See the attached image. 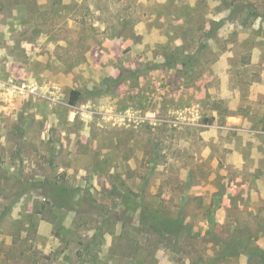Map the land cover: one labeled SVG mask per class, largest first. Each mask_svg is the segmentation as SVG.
<instances>
[{"label":"rangeland","instance_id":"obj_1","mask_svg":"<svg viewBox=\"0 0 264 264\" xmlns=\"http://www.w3.org/2000/svg\"><path fill=\"white\" fill-rule=\"evenodd\" d=\"M0 19V264H264V0Z\"/></svg>","mask_w":264,"mask_h":264},{"label":"crops","instance_id":"obj_2","mask_svg":"<svg viewBox=\"0 0 264 264\" xmlns=\"http://www.w3.org/2000/svg\"><path fill=\"white\" fill-rule=\"evenodd\" d=\"M6 31H4V28H3V25H2V22H1V19H0V70L2 69V67L5 65L2 61L5 60V62L9 63L8 61V56L9 54L7 52H9V47L8 45L11 44V39H10V36H8V34L6 35ZM2 36H5V38L3 39L4 40V43L5 45L1 44V40H2ZM3 59V60H2ZM11 68L10 65L7 66V68ZM1 73V71H0Z\"/></svg>","mask_w":264,"mask_h":264},{"label":"trees","instance_id":"obj_3","mask_svg":"<svg viewBox=\"0 0 264 264\" xmlns=\"http://www.w3.org/2000/svg\"><path fill=\"white\" fill-rule=\"evenodd\" d=\"M70 95H71L70 103L75 104L76 101L79 99L80 92L78 90H72Z\"/></svg>","mask_w":264,"mask_h":264}]
</instances>
